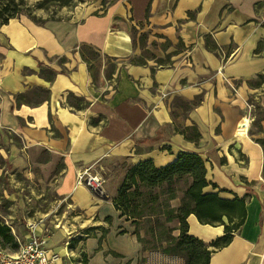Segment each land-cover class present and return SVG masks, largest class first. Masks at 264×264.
I'll use <instances>...</instances> for the list:
<instances>
[{"label":"crops","instance_id":"1","mask_svg":"<svg viewBox=\"0 0 264 264\" xmlns=\"http://www.w3.org/2000/svg\"><path fill=\"white\" fill-rule=\"evenodd\" d=\"M141 37L168 42L171 63L133 62ZM191 126L198 138L181 132ZM181 152L204 160L203 194L242 202L208 223L186 217L207 264H264V0H78L66 16L0 25V156L76 211L70 232L47 236L56 264H135L143 252L116 190L94 196L81 168L163 167Z\"/></svg>","mask_w":264,"mask_h":264},{"label":"rangeland","instance_id":"2","mask_svg":"<svg viewBox=\"0 0 264 264\" xmlns=\"http://www.w3.org/2000/svg\"><path fill=\"white\" fill-rule=\"evenodd\" d=\"M9 2L8 9L14 12V17L28 18L32 21H44L50 18L66 16L74 7L70 4H60L45 0H0V9ZM0 14V25L2 21ZM170 46L165 40L147 42L141 37L137 54L132 61L150 62L155 66L171 63ZM96 57L97 53L91 54ZM185 103H180V106ZM183 111L185 109L183 108ZM182 111V114L184 113ZM255 112V110H254ZM123 159H104L95 164L81 168L87 172L97 173L103 179V188L116 190L123 181L130 166ZM0 223L9 228L13 239L2 242L0 246L14 250L24 244L29 237L27 222L34 220L37 224L36 233H46L62 228L66 233L74 228L73 219L76 211L59 198L52 187L40 181L39 176L25 173L15 174L8 162L0 156ZM186 179H179L172 186L173 192H167L163 186L147 187L139 185L133 188L131 204L143 214L136 220L134 236L142 246V255L135 264H186L185 257L177 254L164 253V248H170L166 242L168 236L177 239L180 235L179 208L184 205L183 191ZM164 189V190H163ZM163 191V192H162ZM72 231L70 236L74 235ZM73 237L68 239L71 243ZM172 246V245H171Z\"/></svg>","mask_w":264,"mask_h":264},{"label":"trees","instance_id":"3","mask_svg":"<svg viewBox=\"0 0 264 264\" xmlns=\"http://www.w3.org/2000/svg\"><path fill=\"white\" fill-rule=\"evenodd\" d=\"M48 1H55L65 5L70 4L72 0ZM74 1L78 2V0ZM73 5L75 6L76 2ZM8 6L9 2L4 8L0 9V14L4 15L2 16L1 24L14 17V12H11ZM88 53L91 55L96 52L90 49ZM258 108L259 106L255 107L254 122H258L260 119ZM187 129L190 130L188 134L185 133L186 129L181 130L187 138H198L199 134L195 126ZM205 175V162L199 154L194 152H181L175 161L163 167H155L150 159L142 160L130 166L113 202L116 209L131 219L132 224L135 225L136 220L142 217L143 214L136 210L135 205L131 204L133 200V192L131 191L133 188H137L139 185L147 187L163 186L167 192H173L172 186H174V183L179 179H186L187 184L182 196L184 205L178 209L180 235L177 239L168 236L166 242L170 245V248H164L163 252L185 257L186 264H207L210 255V251L207 249L208 245L201 239L188 233L186 217L193 213L200 221L208 223L220 219L222 214L234 213L236 210H239L242 202L239 200L229 202L218 199L215 194H203L202 188L208 184ZM106 220H110V218H106ZM135 232L134 230L133 233ZM0 238L2 242H9L13 239V236L9 233V228L1 223ZM229 240L230 234L226 233L212 241L211 245L218 247L224 245ZM113 254L118 255L117 253Z\"/></svg>","mask_w":264,"mask_h":264},{"label":"built area","instance_id":"4","mask_svg":"<svg viewBox=\"0 0 264 264\" xmlns=\"http://www.w3.org/2000/svg\"><path fill=\"white\" fill-rule=\"evenodd\" d=\"M248 106L251 108L252 105ZM239 128H242V124ZM76 180L79 183L83 182L94 196L106 197L102 186L103 179L97 173L80 170L76 175ZM27 227L30 232L29 237L17 249L10 250L0 246V264H56L57 255L47 246L50 228L45 229L46 233H36L37 224L34 220L27 222Z\"/></svg>","mask_w":264,"mask_h":264},{"label":"water","instance_id":"5","mask_svg":"<svg viewBox=\"0 0 264 264\" xmlns=\"http://www.w3.org/2000/svg\"><path fill=\"white\" fill-rule=\"evenodd\" d=\"M102 198L106 199L107 197H102Z\"/></svg>","mask_w":264,"mask_h":264}]
</instances>
